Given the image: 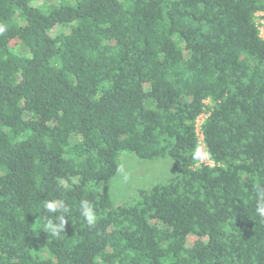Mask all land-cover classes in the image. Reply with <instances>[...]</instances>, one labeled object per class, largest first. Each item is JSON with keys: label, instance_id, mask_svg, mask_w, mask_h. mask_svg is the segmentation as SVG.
<instances>
[{"label": "trees", "instance_id": "trees-1", "mask_svg": "<svg viewBox=\"0 0 264 264\" xmlns=\"http://www.w3.org/2000/svg\"><path fill=\"white\" fill-rule=\"evenodd\" d=\"M33 1L0 0V264H264V0ZM124 153L179 169L116 204Z\"/></svg>", "mask_w": 264, "mask_h": 264}, {"label": "rangeland", "instance_id": "rangeland-1", "mask_svg": "<svg viewBox=\"0 0 264 264\" xmlns=\"http://www.w3.org/2000/svg\"><path fill=\"white\" fill-rule=\"evenodd\" d=\"M59 0H34L33 5L56 3ZM260 34L264 35V26H260ZM11 46L24 52L21 42L12 41ZM176 162L168 157L152 160L140 159L135 155L124 153L121 157L117 174L109 183V193L116 204H132L139 198V190L160 183L178 172ZM190 239V243H191Z\"/></svg>", "mask_w": 264, "mask_h": 264}, {"label": "clouds", "instance_id": "clouds-1", "mask_svg": "<svg viewBox=\"0 0 264 264\" xmlns=\"http://www.w3.org/2000/svg\"><path fill=\"white\" fill-rule=\"evenodd\" d=\"M0 31H3V28H0ZM199 155H200V151L199 149H197L196 156H199ZM46 208L49 211H55V205L53 203H48L46 205ZM82 214L85 216L89 224L94 222V219H95L94 213L91 207L87 203L82 204ZM65 223H66L65 219L62 217L60 219V223L58 226H53L52 224H49L48 227L53 232V234L58 235L59 232L65 228Z\"/></svg>", "mask_w": 264, "mask_h": 264}, {"label": "built area", "instance_id": "built-area-1", "mask_svg": "<svg viewBox=\"0 0 264 264\" xmlns=\"http://www.w3.org/2000/svg\"><path fill=\"white\" fill-rule=\"evenodd\" d=\"M261 16H264V12H260L258 13ZM260 22L263 24L262 26H264V19H260ZM200 122H201V117L199 116L197 119V132L199 134V146L198 149L200 151V155L198 156V161L197 164H204V165H212L211 160L208 158V155L205 151L204 148V143H203V139H202V135H201V131H200Z\"/></svg>", "mask_w": 264, "mask_h": 264}]
</instances>
